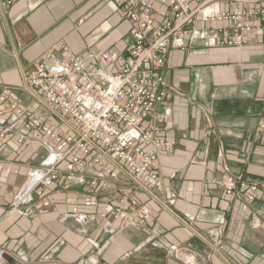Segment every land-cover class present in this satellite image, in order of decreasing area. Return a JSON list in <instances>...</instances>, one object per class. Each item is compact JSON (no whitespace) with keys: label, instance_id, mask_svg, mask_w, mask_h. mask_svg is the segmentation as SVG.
<instances>
[{"label":"crops","instance_id":"obj_1","mask_svg":"<svg viewBox=\"0 0 264 264\" xmlns=\"http://www.w3.org/2000/svg\"><path fill=\"white\" fill-rule=\"evenodd\" d=\"M262 40L258 32L253 45L215 47L188 33L184 45L171 42L160 69L166 94L156 108L172 144L159 152L158 183L139 191L138 205L119 208L131 184L115 163L106 187L90 184L101 182L103 169L88 166L80 183L77 175L66 180L58 165L57 179L43 186L55 200L45 205L28 175L47 169L45 151L0 140V264H264V191L251 201L225 193L228 174L264 181ZM130 41L116 0H0V92L7 98L0 130L15 125L9 105L16 102L26 116L65 131V121L25 86L24 72L62 44L84 54ZM142 204L148 219L138 218Z\"/></svg>","mask_w":264,"mask_h":264},{"label":"built area","instance_id":"obj_2","mask_svg":"<svg viewBox=\"0 0 264 264\" xmlns=\"http://www.w3.org/2000/svg\"><path fill=\"white\" fill-rule=\"evenodd\" d=\"M116 1L121 16L130 23L129 44L84 54L62 44L58 55L47 53L23 74L25 86L36 90L49 109L65 121L66 130L26 116L16 102L9 105L16 115L15 125L0 130L1 141L16 138L21 145L36 144L45 151L42 163L47 169L28 173L45 205L55 199L43 186L57 179L60 164L66 180L77 175L80 183L86 182L88 166L103 169L106 174L100 183L96 177L90 179L92 186L103 187L107 176H115L111 164L120 165L131 184V195L119 208L126 203L140 204L136 199L139 191L146 192L158 183L153 167L159 152L172 144L156 108L166 94L167 83L160 69L172 41L182 46L183 37L192 33L215 47L245 46L253 45L257 33L262 32L264 46V0H203L195 7L192 0ZM195 20L203 28L193 26ZM6 99L0 92V101ZM258 130L264 142V106ZM261 191L264 181H237L230 174L225 178L228 196L251 201ZM150 214L147 204L140 205L138 218L148 219Z\"/></svg>","mask_w":264,"mask_h":264},{"label":"rangeland","instance_id":"obj_3","mask_svg":"<svg viewBox=\"0 0 264 264\" xmlns=\"http://www.w3.org/2000/svg\"><path fill=\"white\" fill-rule=\"evenodd\" d=\"M124 18V17H123ZM109 47H114V44H112L111 46H109ZM108 48V47H107ZM106 49V48H105Z\"/></svg>","mask_w":264,"mask_h":264}]
</instances>
